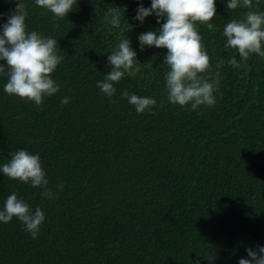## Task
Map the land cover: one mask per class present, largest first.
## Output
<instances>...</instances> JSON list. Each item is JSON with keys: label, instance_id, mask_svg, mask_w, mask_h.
<instances>
[{"label": "trees", "instance_id": "16d2710c", "mask_svg": "<svg viewBox=\"0 0 264 264\" xmlns=\"http://www.w3.org/2000/svg\"><path fill=\"white\" fill-rule=\"evenodd\" d=\"M23 2L28 31L59 43L64 59L52 78L61 89L37 106L5 93L0 76V167L21 148L39 153L58 198L0 171V209L16 192L46 217L36 239L15 217L0 222V264H238L247 248L264 246V58L241 61L223 36L245 9L228 12L216 0V30L201 25L212 72L224 63L217 103L192 111L167 100V49H140L139 34L159 27L155 15L134 19L151 0H77L63 19ZM15 7L0 0V31ZM110 7L125 11L120 28L104 21ZM126 36L141 72L114 85L113 103L97 82ZM233 56L240 69L227 63ZM124 91L157 106L138 114Z\"/></svg>", "mask_w": 264, "mask_h": 264}, {"label": "clouds", "instance_id": "9594fccd", "mask_svg": "<svg viewBox=\"0 0 264 264\" xmlns=\"http://www.w3.org/2000/svg\"><path fill=\"white\" fill-rule=\"evenodd\" d=\"M35 4L50 11L57 19H63L72 12L77 0H35ZM237 8L245 9L240 17H234L226 23L223 36L225 48L236 49L241 61H248L252 55L264 58V10L259 8V0H226L228 12ZM124 12L119 7H110L104 15V21L114 28H120ZM217 14L216 0H151V6L139 3L134 19L143 23L149 16L155 15L159 27L142 32L138 36L140 49L145 46L166 48L163 62L168 66L164 74L167 100L181 107L191 106L192 111L200 107H214L217 103L221 73L219 69L224 61L215 65L212 72L211 57L200 34L201 25L210 31L216 26L211 22ZM0 13V16H4ZM29 13L23 0H16V7L8 15L7 22L0 31V76H6L4 92L22 100L41 106L46 97L58 93L61 85L52 78L64 57L59 54L58 41L37 31H28L26 18ZM57 27L59 25L57 24ZM130 28L127 29V31ZM110 70L104 79L97 82L100 91L110 98L116 94L115 84L127 77H135L141 72V62L137 52L127 36L120 40L107 57ZM233 69L243 65L235 56L227 61ZM122 97L134 106L138 114L152 112L157 106L156 99L149 96L122 92ZM69 102L68 97L61 100ZM155 114V113H152ZM19 118V117H18ZM11 159L0 167L5 177L42 189V195L48 199H57L56 192L49 187L46 171L42 167L39 153L32 154L26 149L9 154ZM64 184L56 185L57 191H63ZM17 218L33 239L38 238L45 213L40 206L32 207L16 192L10 194L0 209V222L8 223ZM248 258H241L238 264H264V246L257 245L256 250L246 249ZM212 260L215 257L204 254Z\"/></svg>", "mask_w": 264, "mask_h": 264}]
</instances>
